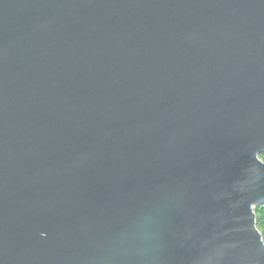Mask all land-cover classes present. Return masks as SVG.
Segmentation results:
<instances>
[{
  "label": "water",
  "instance_id": "1",
  "mask_svg": "<svg viewBox=\"0 0 264 264\" xmlns=\"http://www.w3.org/2000/svg\"><path fill=\"white\" fill-rule=\"evenodd\" d=\"M264 0H0V264H264Z\"/></svg>",
  "mask_w": 264,
  "mask_h": 264
},
{
  "label": "trees",
  "instance_id": "2",
  "mask_svg": "<svg viewBox=\"0 0 264 264\" xmlns=\"http://www.w3.org/2000/svg\"><path fill=\"white\" fill-rule=\"evenodd\" d=\"M260 159L264 161V154L260 155ZM254 212L256 215V227L258 228L264 239V204L255 207Z\"/></svg>",
  "mask_w": 264,
  "mask_h": 264
}]
</instances>
